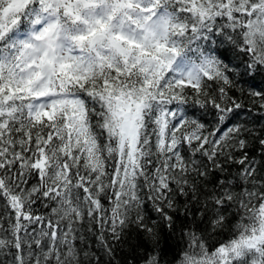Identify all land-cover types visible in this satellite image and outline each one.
<instances>
[{
	"label": "snow or ice",
	"instance_id": "1",
	"mask_svg": "<svg viewBox=\"0 0 264 264\" xmlns=\"http://www.w3.org/2000/svg\"><path fill=\"white\" fill-rule=\"evenodd\" d=\"M133 230L125 264H264V0H0V264Z\"/></svg>",
	"mask_w": 264,
	"mask_h": 264
},
{
	"label": "trees",
	"instance_id": "2",
	"mask_svg": "<svg viewBox=\"0 0 264 264\" xmlns=\"http://www.w3.org/2000/svg\"><path fill=\"white\" fill-rule=\"evenodd\" d=\"M260 127L257 125L256 131L259 132ZM251 140L252 138L249 137ZM259 144L258 143H253L250 144L249 147V155L250 156H255L257 159H259ZM153 216H155V213H152ZM138 243H140V238L136 236L135 231L133 230L131 236L129 237V243L125 244L122 249L118 250L117 252V257L121 261V264H125V261L127 258L131 257L132 252H131V247L136 246ZM143 254V247L137 248L136 255L139 257L140 255ZM102 259V264H106V258L101 257ZM138 264V261H137Z\"/></svg>",
	"mask_w": 264,
	"mask_h": 264
}]
</instances>
